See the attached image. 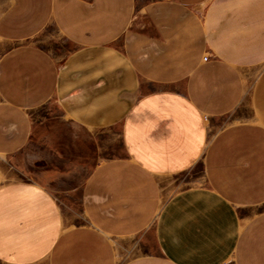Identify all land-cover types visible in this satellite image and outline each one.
Returning <instances> with one entry per match:
<instances>
[{
  "label": "crops",
  "instance_id": "crops-1",
  "mask_svg": "<svg viewBox=\"0 0 264 264\" xmlns=\"http://www.w3.org/2000/svg\"><path fill=\"white\" fill-rule=\"evenodd\" d=\"M0 264H264V0H0Z\"/></svg>",
  "mask_w": 264,
  "mask_h": 264
},
{
  "label": "rangeland",
  "instance_id": "rangeland-1",
  "mask_svg": "<svg viewBox=\"0 0 264 264\" xmlns=\"http://www.w3.org/2000/svg\"><path fill=\"white\" fill-rule=\"evenodd\" d=\"M35 40L37 44L46 48L50 53H52V55H54L57 58L64 54V44L62 43V40L60 39L56 31H54L53 29H48L42 32L40 35L36 37ZM57 116H58V109L53 103H50L49 105H46L41 109H38L32 113V119L35 128V136L29 147L31 148V151L44 153L48 157V160L52 165L58 167L59 166L64 167V166H69V164L62 160L60 161V159H58L56 156H50L49 153H45V149L48 151V148L51 147L52 143H50L49 138L46 137L49 131L46 130L44 127L48 125L50 121L52 119H55ZM52 127L53 129H55L56 134L60 133L61 128H59L58 126H52ZM112 154L115 156L121 155V147L119 146V144H116L115 150ZM27 161L28 159L26 157L24 159H21L19 161V164L16 165L17 168H20V170H22L21 168H26V166L29 163ZM30 166H32V164H30ZM88 169L89 167L87 166V163L84 162L82 167L78 170V172L74 174L75 180L79 181L82 178H84ZM202 180L203 178H202L201 166H198L192 172L186 173V175L185 174L182 175V177L179 178L177 182L175 180H171L169 182V187H171L169 189V192L179 190L180 188L178 189V187H180V185L186 187V185L192 184L194 182H200V181L202 182ZM72 200H73V204L71 208L72 210L76 211L77 214L76 219L79 220L78 217L79 207H78V203L76 202V197H74ZM148 241L150 245H153L151 244V236L149 237ZM132 242L134 243V241Z\"/></svg>",
  "mask_w": 264,
  "mask_h": 264
}]
</instances>
